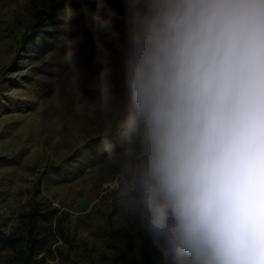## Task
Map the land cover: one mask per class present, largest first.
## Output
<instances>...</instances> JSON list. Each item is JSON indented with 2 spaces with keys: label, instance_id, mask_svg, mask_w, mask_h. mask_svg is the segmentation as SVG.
<instances>
[{
  "label": "clouds",
  "instance_id": "9594fccd",
  "mask_svg": "<svg viewBox=\"0 0 264 264\" xmlns=\"http://www.w3.org/2000/svg\"><path fill=\"white\" fill-rule=\"evenodd\" d=\"M119 2L93 55L118 215L164 264H264V0Z\"/></svg>",
  "mask_w": 264,
  "mask_h": 264
},
{
  "label": "rangeland",
  "instance_id": "374dc122",
  "mask_svg": "<svg viewBox=\"0 0 264 264\" xmlns=\"http://www.w3.org/2000/svg\"><path fill=\"white\" fill-rule=\"evenodd\" d=\"M108 9L122 15L119 0H0V264H164L113 198L102 142L120 121L93 63Z\"/></svg>",
  "mask_w": 264,
  "mask_h": 264
},
{
  "label": "trees",
  "instance_id": "16d2710c",
  "mask_svg": "<svg viewBox=\"0 0 264 264\" xmlns=\"http://www.w3.org/2000/svg\"><path fill=\"white\" fill-rule=\"evenodd\" d=\"M5 68H6V67H3V68L0 69V79H1V73H2V71H3Z\"/></svg>",
  "mask_w": 264,
  "mask_h": 264
}]
</instances>
